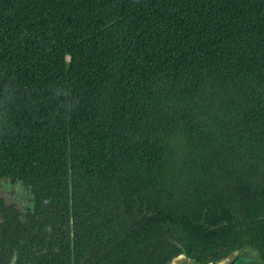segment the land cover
Returning <instances> with one entry per match:
<instances>
[{"label": "trees", "instance_id": "1", "mask_svg": "<svg viewBox=\"0 0 264 264\" xmlns=\"http://www.w3.org/2000/svg\"><path fill=\"white\" fill-rule=\"evenodd\" d=\"M0 177L22 264L264 256V0H0Z\"/></svg>", "mask_w": 264, "mask_h": 264}, {"label": "flooded vegetation", "instance_id": "2", "mask_svg": "<svg viewBox=\"0 0 264 264\" xmlns=\"http://www.w3.org/2000/svg\"><path fill=\"white\" fill-rule=\"evenodd\" d=\"M33 208V194L23 180L0 177V264H9L19 253L21 264L26 261L28 216Z\"/></svg>", "mask_w": 264, "mask_h": 264}, {"label": "water", "instance_id": "3", "mask_svg": "<svg viewBox=\"0 0 264 264\" xmlns=\"http://www.w3.org/2000/svg\"><path fill=\"white\" fill-rule=\"evenodd\" d=\"M180 246V245H179ZM18 257L14 255L9 264H17ZM86 264V262L84 263ZM165 264H201L182 248V252L168 260ZM207 264H264L262 252L252 244H244L230 251L226 256Z\"/></svg>", "mask_w": 264, "mask_h": 264}, {"label": "rangeland", "instance_id": "4", "mask_svg": "<svg viewBox=\"0 0 264 264\" xmlns=\"http://www.w3.org/2000/svg\"><path fill=\"white\" fill-rule=\"evenodd\" d=\"M19 186V185H18ZM18 193V192H17ZM21 193V192H20ZM19 194V193H18ZM22 195H23V193H22Z\"/></svg>", "mask_w": 264, "mask_h": 264}]
</instances>
